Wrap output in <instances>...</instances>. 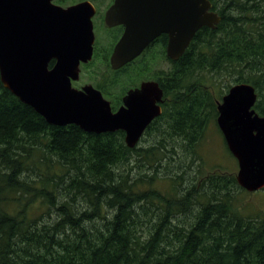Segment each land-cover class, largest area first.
<instances>
[{"label": "trees", "instance_id": "16d2710c", "mask_svg": "<svg viewBox=\"0 0 264 264\" xmlns=\"http://www.w3.org/2000/svg\"><path fill=\"white\" fill-rule=\"evenodd\" d=\"M210 1L222 21L172 62L163 136L146 149L50 125L0 77V264H264V213L245 212L237 174L204 173L198 151L225 81L226 94L252 85L264 116V0Z\"/></svg>", "mask_w": 264, "mask_h": 264}, {"label": "water", "instance_id": "95a60500", "mask_svg": "<svg viewBox=\"0 0 264 264\" xmlns=\"http://www.w3.org/2000/svg\"><path fill=\"white\" fill-rule=\"evenodd\" d=\"M140 3L116 0L107 14L109 24L127 26L124 43L111 59L113 69L138 56L140 51L124 49L125 43L135 38H144L148 44L160 33H167L168 56L177 61L202 28L214 30L222 21L210 0H146L147 7L138 11ZM89 5L82 2L62 7L55 0H0L1 81L48 124L76 125L96 134L123 130L128 147L134 148L147 126L161 116L156 102L163 94L157 83H144L140 90L130 92L126 108L113 113L110 103L92 85L82 91L73 88L81 63L92 60L93 11ZM145 29L149 30L147 37ZM257 102L256 89L242 83L232 86L218 103L217 124L238 162L237 182L248 193L264 190V116L254 109Z\"/></svg>", "mask_w": 264, "mask_h": 264}, {"label": "flooded vegetation", "instance_id": "af4514ba", "mask_svg": "<svg viewBox=\"0 0 264 264\" xmlns=\"http://www.w3.org/2000/svg\"><path fill=\"white\" fill-rule=\"evenodd\" d=\"M145 1L141 0V3L136 5V8L141 7L138 11L147 7ZM82 2H89L91 4L89 5L90 11H93L91 17L93 31V40L91 41L92 60L88 63H81L79 78L72 80L73 88L82 91L86 86L92 85L110 103L112 112L117 113L121 108L128 106L125 100L130 92L140 90L144 83H157L163 94L162 100L156 102V105L161 108L162 116L165 108H170L172 104L171 95H166V89L162 82L165 81V78L170 77L172 62L179 60L183 62L187 57L188 50L183 53L179 60L174 61L168 56L170 37L167 33H160L148 44H145L144 38L138 37L132 42H126L124 46V49L129 51H140L137 54L138 56L132 62L118 69H113L111 65L112 56L117 48L124 43H122V39L127 30L125 24H109L106 21L107 14L116 0H55V3L62 7L74 6ZM124 5V8L128 6L125 3ZM157 6L160 7L162 4H157ZM138 11L135 12V16ZM138 14L148 15L147 12ZM156 21L159 22L160 20ZM143 32L147 37L149 30L145 29ZM161 116L155 118L147 126L136 149H143L141 147L143 141L148 138L151 130L153 131L158 127L157 121ZM116 132L124 133L126 141V133L123 130Z\"/></svg>", "mask_w": 264, "mask_h": 264}, {"label": "rangeland", "instance_id": "374dc122", "mask_svg": "<svg viewBox=\"0 0 264 264\" xmlns=\"http://www.w3.org/2000/svg\"><path fill=\"white\" fill-rule=\"evenodd\" d=\"M231 84L234 85L233 82H231ZM227 86H228V82L225 81L224 82L225 95L228 90ZM217 125H215V123H212L209 126L207 132L205 133L204 139L202 140V142L198 147L199 153L205 160V164L203 166V172L205 173L212 171L214 169L213 167L216 168V166H219L222 170L237 174L239 169L238 162L229 151L224 136L222 132L219 130V127ZM159 127L161 126L158 125L157 128ZM152 133L151 136L153 137L148 135V138L145 141H143V145L141 146L143 147V149H146L150 145V143H152L154 140H156L159 137L162 138L163 136V133H161V131L158 129L153 130ZM169 145H171V142ZM183 161H186V159H184ZM143 163L145 164L146 162ZM200 163L202 164V162ZM169 167L173 171H175V169L178 168L176 164L166 165L165 167L161 168L162 173L164 174L165 168H169ZM136 170L139 173H149V171L145 168L140 170L136 169ZM197 170L198 168L195 169V171ZM182 172L184 171L182 170ZM167 186L168 185L166 183H162L161 185L162 188L164 187L166 188ZM237 198L240 200L242 209L246 210L245 212L264 213V190L256 193H248V192L240 193Z\"/></svg>", "mask_w": 264, "mask_h": 264}, {"label": "bare ground", "instance_id": "6f19581e", "mask_svg": "<svg viewBox=\"0 0 264 264\" xmlns=\"http://www.w3.org/2000/svg\"><path fill=\"white\" fill-rule=\"evenodd\" d=\"M194 40V39H193ZM193 40L191 41V43L193 42ZM191 43H190V45H191ZM190 45H189V47H190ZM189 47L186 49V50H189ZM185 50V51H186ZM257 92V91H256ZM254 109H255V107H254ZM81 129V128H80ZM146 130V129H145ZM118 131V130H117ZM116 132V131H115ZM125 132V131H124ZM145 132V131H144ZM144 132H143V134H144ZM87 133V132H86ZM126 133V132H125ZM92 134H96V133H92ZM101 134H104V133H101ZM143 134H142V136H141V138H140V140L138 141V143L136 144V146L134 147V148H130V147H128V145H127V143H126V141H125V143H126V145H127V147L129 148V149H136L137 148V146H138V144H139V142L141 141V139H142V137H143ZM96 135H100V134H96ZM247 192V191H246Z\"/></svg>", "mask_w": 264, "mask_h": 264}]
</instances>
